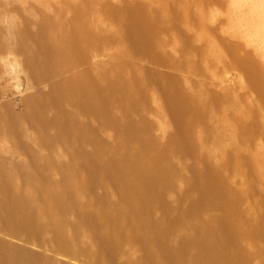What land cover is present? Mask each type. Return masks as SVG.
Instances as JSON below:
<instances>
[{"label": "bare ground", "instance_id": "1", "mask_svg": "<svg viewBox=\"0 0 264 264\" xmlns=\"http://www.w3.org/2000/svg\"><path fill=\"white\" fill-rule=\"evenodd\" d=\"M23 1L0 0V11ZM193 1L166 10L123 2L106 9L110 28L88 19L92 0H62L51 12L6 22L0 16V54H16L27 82L19 106L0 102V226L8 233L94 264H252L264 250L262 180L233 188L222 172L233 157L243 160L237 140L248 110L216 114L215 93L140 71L129 58L168 60L154 35ZM226 4L229 35L219 50L237 58L242 39L264 64V0ZM206 19L212 29L218 12ZM99 39L120 47L95 69H77ZM245 74L256 82L251 69ZM150 86L166 115L160 136L146 117ZM197 122L205 127L194 134ZM0 264L72 263L0 238Z\"/></svg>", "mask_w": 264, "mask_h": 264}, {"label": "rangeland", "instance_id": "2", "mask_svg": "<svg viewBox=\"0 0 264 264\" xmlns=\"http://www.w3.org/2000/svg\"><path fill=\"white\" fill-rule=\"evenodd\" d=\"M61 1L24 0L23 3L12 2L8 8L1 9L0 16L3 22L12 16L17 17L21 13L33 17L39 11H53ZM127 1L132 0H92L87 9L88 19L100 27L110 28L114 24L112 18L107 16L106 9ZM145 1L157 9L160 5L163 10L182 8L186 5L183 0ZM193 2L192 9L181 10L174 23L165 21L154 35V38L160 42L162 52L169 56L168 60L165 58L151 59L141 53H132L129 56L130 61L140 71L151 70L172 77L183 88L215 93L218 99L216 114H222L227 109L230 111H238L239 108L248 110L251 115L250 123L242 127L237 140V148L243 155L241 156L243 160H240L239 165L237 163L239 159L233 157L231 162L224 166L222 172L228 184L233 188H245L246 179L258 176L262 180L258 183V189L262 191L264 188V64L255 57L254 51L250 50L251 48L242 39L237 38V58H234V55L228 51L219 50V45L222 43L220 37L229 35V32L226 31L227 25H225L227 16L224 15L227 6L226 0H194ZM18 8L20 11L17 10ZM208 11L218 12V20L215 21L212 29L208 27L206 19ZM221 11L222 13L219 14ZM203 23L204 25H202ZM119 47L120 44L117 41L99 39L97 46L89 52L87 59L77 69H95L98 65L108 61ZM210 48L214 52L211 61L208 60L209 55L212 57ZM247 50L252 55L251 57L258 60L259 71L254 68L253 63L257 62L251 61L253 59H250ZM181 52L182 58L179 57ZM245 61L251 65L245 67ZM17 67L18 60L15 53L4 51L0 54V102L8 101L14 107L19 106V95L27 89L25 76L17 71ZM245 69L253 71L256 81L254 84L248 81ZM43 86V84L39 85L41 88ZM146 103V117L152 124L151 133L160 136L166 127V115L151 86L147 90ZM207 126L210 127V125ZM202 127L205 126L200 122L192 125L194 134H198ZM251 198L253 196L248 197L247 195L242 201L241 206L245 211H248ZM0 238L23 243L41 254L51 255L72 264H94L87 258L74 255L67 250L53 249L44 241H22L1 226ZM246 242L249 244L250 239L248 238ZM250 261L252 264H264V250L253 253Z\"/></svg>", "mask_w": 264, "mask_h": 264}]
</instances>
